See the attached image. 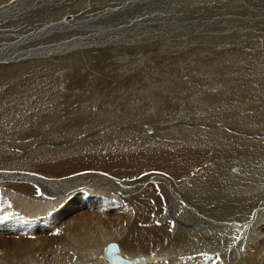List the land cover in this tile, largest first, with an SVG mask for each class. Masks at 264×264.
<instances>
[{
    "label": "bare ground",
    "instance_id": "1",
    "mask_svg": "<svg viewBox=\"0 0 264 264\" xmlns=\"http://www.w3.org/2000/svg\"><path fill=\"white\" fill-rule=\"evenodd\" d=\"M10 1L12 0H0V6L7 5ZM58 1L53 0L51 3ZM145 1L152 4L157 0H138L135 5ZM191 1L187 2L188 15L197 19V14L189 11L202 15L204 13L202 10L208 9L209 0ZM254 1L263 4L254 7L259 9V21L264 22L262 17L264 0ZM217 6L215 5L216 8ZM177 19L175 18V22L182 20ZM246 34L253 36L248 42V47L244 49L238 45L239 47L234 49L247 55L253 62L261 61V64L250 63L253 66L251 70L249 69L251 74H255L257 70L256 74L259 75L262 70L264 71V36L252 35L248 31ZM230 49L231 47L227 51ZM70 55L72 57V53ZM34 63L29 61L20 67L16 65L19 68L10 70V73L0 71V264H109L105 255L109 243L119 247L115 255L129 260L131 264H264L263 212L258 214L257 219L251 220L247 225L243 224L248 232L244 234L245 240L236 245L232 254L228 248L233 247L236 237V228H233V225L214 226L213 221L208 224L205 231H202L203 233H195L196 230L192 232L193 230L189 229V223L193 228L197 227V223H208V214L221 209L220 204L223 201L232 203L231 214L240 215L238 213L240 209L236 212L237 207L234 208L238 195L248 190L254 193L260 191L258 187L264 178V156L255 159L253 152H247L248 149L246 150L244 146L246 141L256 140L258 133L262 131L256 127L259 126L256 116L251 117L256 109L255 99L249 108L247 107L250 104L249 97L241 92L226 95V102L220 104V96L208 92L206 97V89L202 87L189 86L184 91L183 96L190 97L195 94L196 99L189 98L183 102L203 104L199 109L201 113L206 111L204 110V106H207L206 100H210L213 107H208V114H213L217 112L216 110L220 112L215 114H224V120L227 121V127L224 129H232L237 125L243 127L231 131L232 134H237L235 143L226 140L222 143L224 146L222 145L219 154L216 151L210 153L207 146L221 145L218 143L217 131L208 135V129L212 131L211 126L202 127L187 120L186 124L194 127L186 132L184 143L179 140L175 142V139L170 140L167 135V139L166 136L160 138L156 130L149 134L145 127L153 126L150 114H157V118L158 116L173 118V122L176 121V116H180V112L173 115L171 111L170 114L168 111L172 109V103L158 101L153 95V90L149 93L138 91L136 96L122 97L129 111L139 112L138 115L128 118L120 117L115 110L108 113L99 112L105 104L104 99L101 100L92 91L91 93L89 91L87 97L83 96L80 94L81 91L78 93L73 87L72 90L75 92L66 93V97L63 93L62 97L64 96L66 102L62 104L61 101L62 105H59V102L53 101L57 95H54L53 90L55 93L58 91L55 86L63 87L65 92L63 84L67 82L63 83V80L75 82L79 74L76 72L74 75L64 76L63 79L60 77L54 86L50 76L52 69L44 71L41 59H38L39 64L37 63L40 68ZM148 67H151V64ZM46 71L50 72L45 73ZM52 74L54 75V72ZM219 79H224V75L220 74ZM52 82L53 86L50 84ZM219 83L217 79L208 81V88L211 87L210 84L214 88ZM84 90L86 93L87 89ZM214 92L218 93L219 90ZM263 92L264 89H261V93ZM200 93L204 95L201 99L199 98L201 96H198ZM239 95H243L244 98L241 99ZM133 97L137 102L130 107V99ZM56 98L60 101L59 96ZM116 100L120 102L118 98ZM174 106L176 107L175 104ZM177 111H181L180 108ZM103 118L108 120V123ZM215 120L217 119L214 118ZM252 125H256L257 134L252 130ZM43 126L48 128L45 133ZM249 126L252 127L247 129ZM174 127L175 137L181 130L177 123ZM36 133L42 135V142H31L30 138ZM254 136L255 138H251ZM205 138H213L215 142L210 143ZM220 154L223 155L221 159L217 156ZM233 156L237 158H232ZM231 158L236 164H240L241 159L247 160L246 163L245 161L242 163L245 164V170L241 171L239 168L240 171L237 169L228 172L232 167ZM215 171L222 175L220 178L226 176L228 180L234 179L232 181L236 184L220 185L217 180H213L215 175H212V172ZM165 200L166 207L162 205ZM246 202L247 200H243L240 203L248 205ZM215 214L217 215L216 212ZM260 216L262 218L258 220ZM6 217L14 218L17 227L13 228V224L4 221ZM240 220L242 221V217ZM22 231L25 233L23 237L19 235ZM202 237H205L204 243ZM208 241H212L216 247L212 249V246H208ZM206 253L210 256L207 257Z\"/></svg>",
    "mask_w": 264,
    "mask_h": 264
},
{
    "label": "rangeland",
    "instance_id": "2",
    "mask_svg": "<svg viewBox=\"0 0 264 264\" xmlns=\"http://www.w3.org/2000/svg\"><path fill=\"white\" fill-rule=\"evenodd\" d=\"M51 1L53 0H12L8 2L7 5L3 4L1 5L2 7L0 6V71L6 73H8L9 71L10 73V70H15L16 68L18 69L21 65L28 64L29 61H31L32 63H38V59H41L43 61L44 71L52 69V72H54V75L52 74V72L50 73L51 79H53L52 81L54 82V86L56 85V81V83H58V79L60 77L63 79L64 76L74 75L77 72V74H79L77 75V81L81 84H78L77 81L73 82L71 80H63V83L67 82L63 85H65V89L68 92L66 90L64 92L63 87H59L58 85H56L55 88L56 91L57 89L58 91L55 93V91L53 90V92L54 95L57 94L56 96H59L58 99L60 101H58L55 96L53 99L54 102H59V105L64 104L66 101H64V96L62 97L63 93L66 97V93H74V90H76V92L78 93L81 91L80 94H83V96L87 97L89 91L90 93L92 91L96 93L101 100L104 99L103 103L105 104L103 105L102 110H99V112L103 113L104 111V113H108L115 110L120 117L127 116V118L128 116H136L139 114V112L129 111V107L128 105H125L123 103L122 97L136 96L139 92L149 93L153 90V95H155V98L158 101H167L169 103H172V109L168 111L170 112V114H172L171 111H173V115H178L179 112L181 114L179 113L180 116H176V121L173 122V118L162 116H158L157 118V114H153L151 112L152 114L150 115L152 118L153 126L145 127L150 135L153 130H156L157 136L160 138H164L167 135L170 140L175 139V142H178L179 140V142L184 143V141L186 140V132L191 131L194 127L191 124H186L187 120L192 124L198 123V125L202 127L211 126L212 131L208 129V135L217 131L216 133H219L218 143H220L221 145H216L215 147H213L214 145L212 144L210 146H207L208 152L213 153L212 151H216V153L218 154L222 149V145L224 146V144H222L224 141L227 140L230 143H235L237 134H232L231 131L234 132L233 129H242L243 127L237 125V127H234L232 129H224L227 127V121L224 120V114H215L217 112H220L219 110H216L217 112L213 114H208V107H213V104L210 100H206L207 106H204V110L206 111L204 113H201L199 112V109H201L203 104L199 103V105H201L199 106L195 103L183 102L186 99L195 98L196 95L193 94L190 97H187L185 95L183 96V93L189 88V86H199L206 89V97H208V92L214 93L215 96H220L221 99L224 97L223 99L225 101L219 98L220 104H223L227 100V97H225L226 95L228 96V94L234 92L235 94L241 92L242 94L247 95V98L249 97L248 102L250 104L248 103L249 105L247 107H252L251 103H253V100L255 99L256 109L252 113L253 115H251V117L256 116L257 125L259 126H255L260 128L259 131L262 130V133H258L260 138L258 136L256 140L245 142V149H248L247 152H253V156L255 157V159H257L259 156H264V92L261 93V89H264V71L262 70V72L257 75L256 73H258V71L255 70V74H251V67L254 64H261V61L253 62V60L249 59L247 55L238 53L239 51L235 50L239 46L244 49L248 47V42L253 39V36L246 34L247 31L252 35L264 36V22L259 21V9H256L254 7L255 5H263L259 3V1L209 0L208 9H206V11L202 10V12H204L202 15H199L198 12L194 13L192 11H189L190 13L197 14V19L192 18L188 15L189 8L187 4L189 2H192L191 0H157L152 4L145 1L140 2L137 5H135V3H137L138 0H59L56 3H51ZM228 2L229 4H227ZM49 3H51L52 5ZM143 3H145V5H142ZM162 3L166 4L163 5ZM22 4H24L25 6H18ZM215 5H218L217 8L215 7ZM3 6H5V8ZM12 6L16 8H11ZM223 7L226 8L224 9ZM59 10L61 11L59 12ZM263 10L264 7L262 11ZM52 11L54 12V14ZM67 11H69L70 13ZM65 13L69 15H66ZM10 15H12V17ZM186 17L187 20H185ZM262 17L264 21V13H262ZM175 18H178L177 20H182H180L181 22H175ZM27 19L29 22L27 21ZM63 19H66L68 21ZM6 21L10 22L7 23ZM49 22L51 25L49 24ZM51 22L53 23V25ZM72 23L76 24L73 25ZM9 24L14 25H10L9 28ZM14 26L18 27L14 28ZM5 27L6 29H3ZM47 40L49 42H47ZM10 41H12L13 43L15 41L16 42L15 44H13ZM65 43L67 45H65ZM230 47L231 49L228 52L227 50ZM77 50L80 52H78ZM232 50H235L236 53ZM166 51H169L170 54ZM70 52L72 53V57L70 55ZM78 53H80V55ZM63 55H65V57H63ZM228 55L231 56L229 57ZM42 56H44V58L46 59H44ZM20 59H22L23 61H21ZM35 59L37 60L35 61ZM73 59L75 60L74 62ZM4 62H6V65L4 64ZM19 62L21 64H18ZM37 63L34 64L37 65ZM250 63L253 65H250ZM149 64H151V67H148ZM16 65H18L19 67H17ZM45 65L48 66L45 67ZM7 66H9L10 68H7ZM37 67L40 68L39 65H37ZM49 72L50 71H46L45 73ZM220 74L224 75L225 81L224 79H219ZM232 77L233 79L236 77L234 79L235 81L232 79ZM214 79H217V81H219L220 83L216 84L218 86L214 88L211 83L209 85L211 87L208 88V81ZM53 82L50 83L51 86H53ZM82 84L84 85L81 86ZM69 87H71L70 90ZM72 87L74 88V90H72ZM136 88L139 90H137ZM84 89H87L88 91L86 90L85 93ZM215 89L219 90V92H214L216 91ZM252 90H255V92H253ZM60 91L62 92L58 93ZM102 93H104V95ZM109 93L117 94L109 95ZM198 96H201L199 97L201 99L204 95L203 93H200ZM239 97L241 99L244 98L243 95H239ZM116 98H118L120 102L117 101ZM110 100L112 101V103H110ZM130 100V107L134 106L137 99L133 97ZM170 100H173V102ZM210 103L212 105H210ZM174 104L176 105V107H179H177L176 109ZM179 108L181 111H177L179 110ZM182 111L184 113H182ZM198 112L200 113V115ZM248 113H250V111ZM200 116L204 120H202ZM213 117L217 120L214 121ZM103 120L105 121L106 119L103 118ZM105 122L108 123V120H106ZM179 122H181V124H179ZM250 122L252 123V120H250ZM175 123L179 125V127L181 128H179V130L181 131H179L178 134L174 137L173 134H175L176 132V128L174 127ZM211 124H214L215 126H212ZM252 126H249L247 129L252 127V130L257 134L255 126ZM45 127L46 126H43V129ZM47 130L48 128H45L43 130V133H45ZM88 132L91 133L90 131ZM167 136L165 137V139H167ZM251 138H255V136ZM37 139L40 141H38ZM41 139L43 141L42 135L38 133L30 138L31 142L33 143L42 142ZM205 139L210 143L215 142L213 138ZM27 140L29 141L28 138ZM46 141L49 142L48 139ZM217 156H219L220 159L221 157H223L222 154ZM234 157L235 156H233L232 158ZM232 158V167L229 168L228 172H234L237 171V169L239 171L240 169L241 171H244L245 164L242 165V163H244V161L246 163L247 160L241 159L242 162L240 163V165L236 164V162ZM261 172H263V170ZM212 175H215L213 176V180H217L220 185L231 186L236 184L232 181L234 179L228 180L226 176L224 178H220V176L222 175L217 174V171L212 172ZM259 181L260 180H258V182ZM259 187L258 189L261 192L259 191L257 193H254V191L248 190L244 194H239L240 196L238 195L239 198L235 202L236 204L234 203V208L235 206L237 207L235 209L236 212H238V210L240 209L238 212L240 213V215L231 214L232 211H230V209L232 208V203L223 201L220 204L222 205L221 209L213 211L214 213L212 212L208 214V223H197V227L194 228L191 227L189 223V229L191 231L193 230L192 232L196 230L195 233H203L202 231H205L208 227V224H211L213 221H215L212 224L214 226L215 224H218L221 227L226 225V227H231L233 225V228H236V237L234 239L233 247H231V249L228 248V250L232 254L238 244L245 240L244 234L248 232V229L243 224L247 225L251 220L257 219L260 212L264 213V210L262 211V207L264 206V178L263 181H261ZM245 197H250V199H244ZM243 200H247L246 203H248V205L240 203ZM162 205L166 207V200ZM164 210L166 209L164 208ZM215 212L217 213V215L215 214ZM225 214L227 215V217ZM239 216L242 217V221L240 220ZM261 218L262 216H260L258 220ZM217 220L220 222H217ZM245 220H247L246 223H244ZM4 221L13 224V228L17 227L14 218L10 219V217H6ZM238 221L241 222L239 223ZM238 233L240 234L238 235ZM19 235L23 237L25 236V233L22 231ZM13 236L16 237L15 234ZM201 240L202 243H204L205 237H202ZM208 242V246H212V249L216 247L214 244H212V241ZM206 256L208 257L210 256V254L206 253ZM226 259L228 260V258Z\"/></svg>",
    "mask_w": 264,
    "mask_h": 264
},
{
    "label": "water",
    "instance_id": "3",
    "mask_svg": "<svg viewBox=\"0 0 264 264\" xmlns=\"http://www.w3.org/2000/svg\"><path fill=\"white\" fill-rule=\"evenodd\" d=\"M113 253V249H112V247L110 246L109 248H108V251H107V257L109 258V255H111ZM110 261H111V264H114V262H113V260H112V257L110 258Z\"/></svg>",
    "mask_w": 264,
    "mask_h": 264
}]
</instances>
